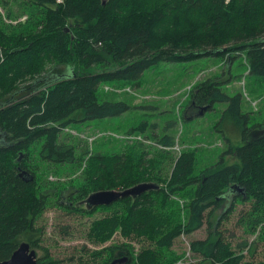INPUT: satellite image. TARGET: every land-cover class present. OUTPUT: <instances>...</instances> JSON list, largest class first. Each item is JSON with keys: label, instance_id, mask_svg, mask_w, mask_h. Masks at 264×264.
<instances>
[{"label": "trees", "instance_id": "trees-1", "mask_svg": "<svg viewBox=\"0 0 264 264\" xmlns=\"http://www.w3.org/2000/svg\"><path fill=\"white\" fill-rule=\"evenodd\" d=\"M20 1L29 11L23 23L4 24L0 13V262L22 236L32 249L39 247L36 220L59 201L84 216L105 213L89 222L85 237L91 244L102 245L116 233L128 242L101 249L83 245L89 256L76 259L55 258L44 248L37 264H109L116 258H125L120 264H175L180 256L171 249L174 240L204 223L207 236L190 241V250L201 257L195 264H264L244 261L247 244L232 247L220 229L223 214L237 201L249 202L240 220L255 235L254 244L264 243V118L257 122L242 110L241 92L229 94L217 78L191 86L188 108L226 103L215 129L224 133L218 126L231 124L241 140L229 141L218 161L197 173L192 149L180 150L169 174L162 169L160 176L153 173L155 156L147 152L136 160L132 152L77 153L74 143L60 140L71 123L130 108L121 100H102L100 83L139 82L159 62L217 56L228 66L243 53L249 84L264 88V0ZM161 136L158 142L173 145L170 135ZM225 156L233 161L224 164ZM33 159L73 164L80 175L68 177V185L49 186L48 178L39 179ZM141 182L156 187L108 205H79L92 192ZM131 240L146 244L135 250Z\"/></svg>", "mask_w": 264, "mask_h": 264}, {"label": "rangeland", "instance_id": "rangeland-1", "mask_svg": "<svg viewBox=\"0 0 264 264\" xmlns=\"http://www.w3.org/2000/svg\"><path fill=\"white\" fill-rule=\"evenodd\" d=\"M22 5L20 0H1L0 13L4 24L15 25L24 22L29 11L26 8L24 10ZM0 50L2 53L1 46ZM226 64V61L217 56H203L186 62H159L151 69L145 70L139 82L133 84L102 82L97 89L102 100H121L129 104L130 108L119 115L71 123L68 129L61 133L60 140L68 144L74 143L77 153L83 149H87L89 154L101 152L121 155L132 152L136 160L140 158L141 153L147 152V157L155 156L153 173L159 171L160 176L164 172L169 174L180 150L192 149L195 152L194 173H197L203 167L217 162L229 141L240 145L241 140L231 124L218 126L224 130V133L215 129L220 111L227 106L226 103H215L214 108L207 110L203 115H196L193 107L188 109V92L195 82L217 78L218 81L225 83V90L229 94L237 91L242 93L243 111L250 112L257 122L264 118V88L252 87L249 84V68L244 54L234 57L228 66ZM103 85L122 90L105 91ZM126 87H130L131 91L125 90ZM142 122L147 124L145 130L137 128ZM163 134L172 137L173 145L167 146L170 150L160 151L162 144L157 138L162 137ZM224 135L229 140H225ZM157 151L160 152L157 154ZM33 161L38 165L39 179L48 178L49 186L60 182L68 185L65 182L68 177L80 175L73 164H47L37 159ZM232 161L233 158L225 156L224 164ZM61 199V202L65 200V198ZM179 201L182 207L185 201L180 198ZM79 205L85 206L84 203ZM249 207V202L237 201L232 211L223 214L220 229L232 247L239 248L238 245L247 244L242 252L244 261L256 262L264 259V243L258 241L254 244L255 235L246 232L244 222L240 220L241 215ZM219 212L217 210L216 214ZM104 214L98 211L92 216H84L73 210L67 211L62 208L59 201L52 203L36 220V227L41 231L39 247L34 250L37 255H40L45 248L55 258L76 259L79 255L89 256L82 250L83 245L89 249H101L106 245L128 242L119 233L114 234L102 245L91 244L86 239L85 232L89 222ZM207 234L208 228L204 223L193 233L178 236L171 247L173 252L180 256L175 264H195L199 261L200 255L190 250V241L204 239ZM20 239L25 241L24 236ZM131 243L135 250L146 244L143 240H131ZM252 246L255 249L250 254Z\"/></svg>", "mask_w": 264, "mask_h": 264}, {"label": "water", "instance_id": "water-1", "mask_svg": "<svg viewBox=\"0 0 264 264\" xmlns=\"http://www.w3.org/2000/svg\"><path fill=\"white\" fill-rule=\"evenodd\" d=\"M207 108L208 106L198 107L197 111H195L196 115H203L207 111ZM190 117L189 115V118ZM155 187L156 184L154 183L141 182L123 190H99L90 193V195L84 199L83 203H85L88 208L92 206L108 205L121 197L136 196ZM123 260H125V258H116L109 264H120ZM0 264H37V254L34 249L30 248L28 242L21 241L11 256L1 261Z\"/></svg>", "mask_w": 264, "mask_h": 264}, {"label": "built area", "instance_id": "built-area-1", "mask_svg": "<svg viewBox=\"0 0 264 264\" xmlns=\"http://www.w3.org/2000/svg\"><path fill=\"white\" fill-rule=\"evenodd\" d=\"M104 88H105V90H108L109 89V87H107V86H105ZM126 90H129V88H127Z\"/></svg>", "mask_w": 264, "mask_h": 264}, {"label": "flooded vegetation", "instance_id": "flooded-vegetation-1", "mask_svg": "<svg viewBox=\"0 0 264 264\" xmlns=\"http://www.w3.org/2000/svg\"><path fill=\"white\" fill-rule=\"evenodd\" d=\"M194 111H197V109H193Z\"/></svg>", "mask_w": 264, "mask_h": 264}, {"label": "bare ground", "instance_id": "bare-ground-1", "mask_svg": "<svg viewBox=\"0 0 264 264\" xmlns=\"http://www.w3.org/2000/svg\"><path fill=\"white\" fill-rule=\"evenodd\" d=\"M89 195H90V194H89ZM89 195H88V196H89Z\"/></svg>", "mask_w": 264, "mask_h": 264}]
</instances>
